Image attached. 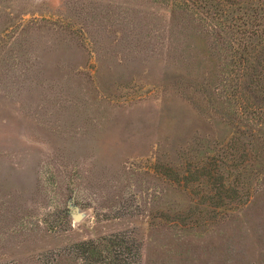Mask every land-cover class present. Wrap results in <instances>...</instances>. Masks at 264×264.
I'll use <instances>...</instances> for the list:
<instances>
[{"label":"rangeland","instance_id":"obj_1","mask_svg":"<svg viewBox=\"0 0 264 264\" xmlns=\"http://www.w3.org/2000/svg\"><path fill=\"white\" fill-rule=\"evenodd\" d=\"M172 4L0 0V262L77 264L78 244L124 232L129 264H264L256 144L243 127L238 171L205 176L234 108Z\"/></svg>","mask_w":264,"mask_h":264},{"label":"trees","instance_id":"obj_2","mask_svg":"<svg viewBox=\"0 0 264 264\" xmlns=\"http://www.w3.org/2000/svg\"><path fill=\"white\" fill-rule=\"evenodd\" d=\"M170 1L175 4L166 5L169 12L174 13L177 7L183 9L181 5H185L189 14L187 26H193L201 37L213 43L216 54L212 53L211 57L222 68L216 78L215 91L234 108L236 130L228 128L222 132L221 140L214 141L215 150L209 142L203 151L205 162H208L203 169L209 171L205 176L214 178L210 168L212 160L217 163V169H223V176L225 172L230 176L238 171L247 153L240 145L245 126L252 143L256 144L255 159L264 167V0ZM162 45L166 46L167 56L172 58V46ZM218 144H223L224 149L218 150ZM125 234L116 233L109 240L103 236L86 240L78 244L74 259L77 264H129L130 254L136 250L139 257L142 248L134 239L128 240ZM30 259L43 262L41 258ZM0 264L20 263L5 260Z\"/></svg>","mask_w":264,"mask_h":264},{"label":"water","instance_id":"obj_3","mask_svg":"<svg viewBox=\"0 0 264 264\" xmlns=\"http://www.w3.org/2000/svg\"><path fill=\"white\" fill-rule=\"evenodd\" d=\"M69 209L70 215L75 221L79 222L84 218L85 212L81 211L80 208L74 203V198L69 201Z\"/></svg>","mask_w":264,"mask_h":264}]
</instances>
